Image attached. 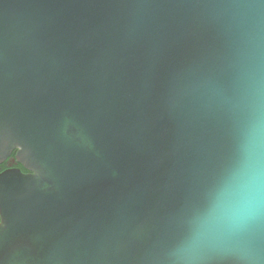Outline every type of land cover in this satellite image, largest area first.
<instances>
[{"label": "water", "instance_id": "obj_1", "mask_svg": "<svg viewBox=\"0 0 264 264\" xmlns=\"http://www.w3.org/2000/svg\"><path fill=\"white\" fill-rule=\"evenodd\" d=\"M0 264H264V0H0ZM230 197L225 198V202Z\"/></svg>", "mask_w": 264, "mask_h": 264}, {"label": "clouds", "instance_id": "obj_2", "mask_svg": "<svg viewBox=\"0 0 264 264\" xmlns=\"http://www.w3.org/2000/svg\"><path fill=\"white\" fill-rule=\"evenodd\" d=\"M230 197L225 202V198ZM264 184H262L258 157L251 161L242 174L221 194L216 207L210 212L208 223L218 230H228L244 217L259 211Z\"/></svg>", "mask_w": 264, "mask_h": 264}, {"label": "flooded vegetation", "instance_id": "obj_3", "mask_svg": "<svg viewBox=\"0 0 264 264\" xmlns=\"http://www.w3.org/2000/svg\"><path fill=\"white\" fill-rule=\"evenodd\" d=\"M17 165H18V164H14V163L12 162V156H11V157H10L9 159H7L6 161L0 163V174H1L3 171H5V170H7V169H9V168H18ZM24 173H25V172H24Z\"/></svg>", "mask_w": 264, "mask_h": 264}, {"label": "trees", "instance_id": "obj_4", "mask_svg": "<svg viewBox=\"0 0 264 264\" xmlns=\"http://www.w3.org/2000/svg\"><path fill=\"white\" fill-rule=\"evenodd\" d=\"M13 155H14V152L12 153V157H13ZM17 167L22 171V172H26L20 165H17Z\"/></svg>", "mask_w": 264, "mask_h": 264}]
</instances>
